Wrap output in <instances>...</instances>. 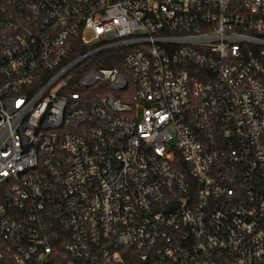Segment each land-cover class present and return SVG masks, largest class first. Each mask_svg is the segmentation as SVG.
I'll return each mask as SVG.
<instances>
[{
    "label": "built area",
    "instance_id": "1",
    "mask_svg": "<svg viewBox=\"0 0 264 264\" xmlns=\"http://www.w3.org/2000/svg\"><path fill=\"white\" fill-rule=\"evenodd\" d=\"M0 264H264V0H0Z\"/></svg>",
    "mask_w": 264,
    "mask_h": 264
},
{
    "label": "trees",
    "instance_id": "2",
    "mask_svg": "<svg viewBox=\"0 0 264 264\" xmlns=\"http://www.w3.org/2000/svg\"><path fill=\"white\" fill-rule=\"evenodd\" d=\"M117 52H109V54H112V55H115ZM99 65H105V66H116L118 65V61L115 59V60H108V61H102V62H99L98 63Z\"/></svg>",
    "mask_w": 264,
    "mask_h": 264
}]
</instances>
